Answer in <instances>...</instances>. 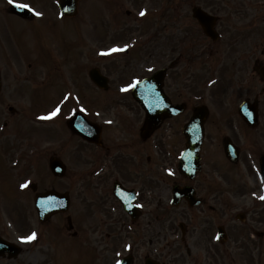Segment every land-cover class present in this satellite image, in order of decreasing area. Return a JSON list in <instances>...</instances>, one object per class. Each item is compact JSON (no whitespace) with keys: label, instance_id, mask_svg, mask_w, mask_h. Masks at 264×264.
<instances>
[{"label":"rangeland","instance_id":"obj_1","mask_svg":"<svg viewBox=\"0 0 264 264\" xmlns=\"http://www.w3.org/2000/svg\"><path fill=\"white\" fill-rule=\"evenodd\" d=\"M16 2L28 4L42 15L39 20L25 24L26 22L19 17L1 11L6 10L12 0H0V70L3 84L0 97V235L23 248L22 253L16 258L1 257L0 264H92L90 261L87 262L82 241L68 237L70 233L65 216H55L44 225L38 222L33 206L34 193L29 189V184L37 183L39 191L50 188L69 191L72 195L73 213L82 216L83 174L71 151L78 146L82 150L83 145L77 137L72 136L64 122L60 121L65 116L68 118L77 109H82L86 115L95 118L100 115L112 116L114 112L120 117V111L123 112L124 109L119 111L117 107L124 108L130 104L127 98L116 99L113 102L114 99L106 94L98 93L103 99L92 95L91 93H96L94 86L88 80L83 83L88 73L85 71L81 74L80 66L77 68V65L81 58L88 57V70L96 66L101 67L102 71L111 77L116 89L131 84L134 75L144 74L146 67L149 66L151 52L155 54L161 52V48L156 49V43H161L163 29H166L165 18L160 15L162 0H84L80 8L82 13L80 12L79 17L73 20L60 18L57 0ZM193 5L185 3L180 8L185 11V20L184 17L177 18L179 21H176V25L169 28L170 34L175 33L181 40H185L189 35L187 29L196 30V25L190 18ZM145 10V15L141 16L140 13ZM128 11L130 14H127ZM173 21L172 19L171 23ZM8 31L19 41H23V45L27 47L22 48L13 42ZM153 33L157 36L153 37ZM194 34L195 32H190V38H193ZM78 39L83 40L78 43ZM187 42H184L185 46ZM30 43L32 47H29ZM64 45H67L69 59L59 58L61 56L59 51L63 50ZM126 45L128 47L125 48ZM180 47L182 50L183 45ZM114 48L122 50L113 52ZM197 51L199 52L197 61L191 66L190 64L186 66L190 89L195 92L205 90L217 95L222 84L206 85L204 80L208 77L210 60L205 55L201 61L202 50L198 48ZM26 57L33 59L35 65L29 67ZM31 59L29 61H32ZM68 60L69 65L60 64ZM253 60L252 58L250 61ZM222 82L225 86L228 85L223 79ZM38 86L36 98L34 90ZM224 89L227 90V87ZM259 90L260 84L254 80L250 84V97ZM80 91L83 95L90 96L92 101H98L94 108L89 106L86 109L88 103L86 99L81 100L77 97ZM214 102L217 103V100ZM63 103L65 108H62ZM222 105L227 106L225 103ZM9 106H15L19 115L12 116L8 111ZM52 107H55V110L59 109V114L54 119L45 118L46 112ZM33 112L38 113L37 116H34L36 114ZM261 114L258 128L245 129L241 125H236L234 130L229 126L215 130L217 140L226 134L232 135L234 141L243 149L240 168L247 175L244 173L236 186L239 183L241 187L258 186L248 171L252 172L258 167V157L264 151V97H261ZM211 121H216V117ZM6 122L9 124L5 127L3 124ZM53 154L62 158L67 165V174L62 179L52 177L49 171L48 160ZM218 157L215 156V159ZM220 161L219 157L216 163L228 180L229 177L225 175L227 172L220 167ZM72 171H77L74 184L75 177ZM225 182L222 181L221 186H226ZM250 202L248 199L246 203L249 205ZM261 210L262 208H259V212ZM70 213L71 211H68L66 216ZM262 214L264 215V211ZM178 215L179 210L172 211L162 220L154 221L152 242L149 241L148 235L147 240L141 238L140 234L143 233L138 229L133 228L131 233L127 234L130 235L127 238L123 234V240L126 239V242L122 245V254L127 253L129 244L135 243L137 248L142 245L138 252L141 257L151 249L166 254L169 251L165 246L170 239L166 234L169 219L174 216L171 221H175L173 225L177 228L176 224L182 219L181 215L180 217ZM222 221L223 216L220 215L218 223ZM237 225L240 228L241 223ZM243 227L247 233V226ZM230 231L228 241L221 246L218 245L215 255L204 262L201 258L196 260L199 257L196 256L195 250V255L186 257V252L182 248L176 249L171 260L167 254L160 259L166 264H264V248L261 249V242H255L248 236L242 238L236 235L232 228ZM32 233H36L34 240H22V237L30 236ZM199 252L203 251L200 249ZM136 264H144L143 258L137 260Z\"/></svg>","mask_w":264,"mask_h":264},{"label":"flooded vegetation","instance_id":"obj_2","mask_svg":"<svg viewBox=\"0 0 264 264\" xmlns=\"http://www.w3.org/2000/svg\"><path fill=\"white\" fill-rule=\"evenodd\" d=\"M191 1L200 3L216 16L214 28L219 33V37L201 43L213 56L221 58L222 62L228 61L229 56L231 60L229 80L237 89L218 91L217 95L212 92L196 94L189 90L186 56L183 49L186 44L184 42L191 36L189 34L185 40H181L177 34L169 33L170 26L176 25L178 19L184 17V13L175 10L177 16L173 17L172 14L170 16V0H165L163 16L166 29H163L161 43H156V49L161 48V52L151 55L144 76H150L159 69L164 70L163 90L167 99L166 111L170 112L169 115H165L154 130L146 131L144 127L146 111L135 101L133 91L109 90L108 92L115 97L123 96L130 99V105L121 109L132 117L124 118L121 128L114 122L115 116L110 120L103 116L102 120L100 119L101 143L96 145L83 141L85 145L82 151L84 240L87 242L91 240L98 246L103 245L104 249L100 252H105L110 257L121 252L122 222L128 221L143 226L147 233H151L153 211L167 210L173 206L171 199L175 185L193 186L196 196L201 200L197 206H190L186 200H182L181 216L184 222L179 225L180 242L189 255L193 253L190 246L199 247L201 243H204L203 248L207 255L213 254L217 249L216 227L219 210H222L227 218L225 226L235 231L238 227L230 219L232 212L237 209L245 211L242 217L248 227V234L253 235L255 240L264 242L262 214L264 201H252L249 206L246 205V200L250 197L254 200L261 192V188L258 186L219 188L213 159L216 152L213 148L215 130L222 129V125L233 127L232 120L222 124L221 116L237 113L240 99L248 93L245 92L247 88L245 83L249 77L250 57L253 56L251 46L257 54L256 68L262 71L261 68L264 67V35L262 39L258 36L254 37L251 42V33L264 32V0H181L183 3ZM183 6L178 3L174 8L179 9ZM172 19L174 21L171 23ZM196 24L198 25L197 21ZM192 41L190 38L188 42L193 44ZM180 45H183L182 50ZM215 72H219V69L216 68ZM256 76L260 81L262 80L259 74ZM136 80L137 78L134 82ZM217 84V81H214L211 86ZM154 93L147 91L146 95L151 96ZM215 99L217 103L214 102ZM148 103L152 104L154 110H160L157 104L161 103V100L149 99ZM204 103L214 105L215 113L218 114L210 111L207 116V135L202 149L203 169L191 179L179 172L180 156L186 145L184 127L195 106ZM224 103L226 107L222 105ZM180 105L183 107L180 108ZM212 115L217 116V121H211ZM73 155L75 156L74 152ZM79 155L80 153L75 157ZM248 172L257 184L256 173ZM76 174L77 171H72L73 176ZM116 183L126 189L134 190V202L141 210L138 219L134 220L124 212L123 220V207L114 193ZM259 208H262L261 212ZM171 231L177 232L173 228ZM95 253L97 250L93 252Z\"/></svg>","mask_w":264,"mask_h":264},{"label":"water","instance_id":"obj_3","mask_svg":"<svg viewBox=\"0 0 264 264\" xmlns=\"http://www.w3.org/2000/svg\"><path fill=\"white\" fill-rule=\"evenodd\" d=\"M77 2L78 0H59L58 4L61 8V12L63 14L69 15V14H73L76 11ZM11 11L21 16H25V17L29 16L28 11H26L25 8H20V7H17L16 5L12 6ZM194 15L202 21L203 26L205 27V30L207 31V33L211 34V29L208 23L210 17L200 9H194ZM90 74H91L92 79L97 84L106 85L107 80L101 74L97 73V70L91 71ZM250 106H253L255 108H253V111L247 110L245 117L248 123L254 125L257 123V107L255 105H250ZM204 114L205 113L202 112L200 108L197 109L196 114L193 118V121H191L186 128L188 138L191 142L189 145V148H191L192 150H195V152L191 153L192 156H195L196 153L197 154L199 153V149L202 143V136H203L202 117L204 116ZM73 126L75 125H71L73 130L78 132V129ZM197 128H199V131H200L199 136H196V133H198ZM226 153L229 156V158H231V156L233 155L231 153L230 145H228V141L226 144ZM262 160L264 162V157L262 158ZM51 167L56 174L63 175L64 166L60 161L58 160L52 161ZM263 173H264V168H263ZM36 205H37L41 219H46L49 215H51L52 213L56 211L66 210L69 205V199L66 194L60 195L54 191H50L43 195L37 196ZM6 251L9 252L10 256H16L20 250L18 247L10 243H7L0 238V255L5 253ZM147 264H155V263H153L152 261H149Z\"/></svg>","mask_w":264,"mask_h":264},{"label":"snow or ice","instance_id":"obj_4","mask_svg":"<svg viewBox=\"0 0 264 264\" xmlns=\"http://www.w3.org/2000/svg\"><path fill=\"white\" fill-rule=\"evenodd\" d=\"M12 2H13L17 7H20V8H30V5H28V4L17 3L16 0H12ZM31 11H33V12L35 13V15H37V16L42 15V13L37 12L34 8L31 9ZM145 12H146V10H145V11H142V12L140 13V15H141V16L145 15ZM126 47H128V46L126 45L125 48H126ZM119 50H122V49H119V48H114V49H112V51H119ZM137 83H138V81H137ZM56 111L58 112L59 109H57ZM55 114H56V112L52 113V115H55ZM25 186H26V185H22V187H25ZM35 238H36V233H32L30 236L22 237V240H24V241H32V240H34Z\"/></svg>","mask_w":264,"mask_h":264}]
</instances>
